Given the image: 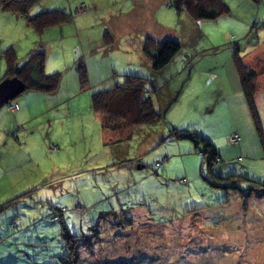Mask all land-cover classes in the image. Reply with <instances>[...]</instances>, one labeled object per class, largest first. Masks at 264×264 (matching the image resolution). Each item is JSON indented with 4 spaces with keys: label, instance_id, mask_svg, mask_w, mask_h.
<instances>
[{
    "label": "rangeland",
    "instance_id": "1",
    "mask_svg": "<svg viewBox=\"0 0 264 264\" xmlns=\"http://www.w3.org/2000/svg\"><path fill=\"white\" fill-rule=\"evenodd\" d=\"M48 1L69 20L40 35L31 26L30 34H0L1 54L15 49L16 38L20 53L32 47L31 37L42 40L45 73L60 74L53 93H32L41 97L28 99L26 122L9 142L17 155L6 168L0 164V264H63L62 227L80 235L95 224L99 240L78 264H264V199L242 198L249 180L264 182V0H221L226 13L198 21L158 0L151 16L125 30H110L102 16L132 8V0ZM156 35L180 46L157 72L138 47ZM236 57L258 74L260 129L241 94ZM5 69L0 63V78ZM127 75L146 80L144 95L160 120L137 123L138 108L122 93L111 114L127 110V117L110 120L122 126L110 135L118 140L104 145L91 95ZM187 132L209 141L218 161L209 166L203 144L180 136ZM236 132L240 141L232 144Z\"/></svg>",
    "mask_w": 264,
    "mask_h": 264
},
{
    "label": "trees",
    "instance_id": "2",
    "mask_svg": "<svg viewBox=\"0 0 264 264\" xmlns=\"http://www.w3.org/2000/svg\"><path fill=\"white\" fill-rule=\"evenodd\" d=\"M41 0H0V10L5 13L18 14L22 16L26 22L31 26L38 34L49 27L63 24L69 20V14L61 8L50 9L41 11L35 15H30V10L36 6ZM172 5L177 12L184 10L194 20L202 19H215L219 15L227 12V7L221 3V0H171ZM179 44L173 40L156 41L153 38L147 36L144 39L143 54L150 63L152 71H160L166 64L171 61L174 55L179 51ZM235 56V55H234ZM2 57L5 61V72L2 78H0V84L3 82L19 79L23 83V90L16 96L36 91L42 93H53L60 82V74L52 73L47 74L44 71V52L36 51L30 54L26 60L19 65L18 57L13 48H7L2 52ZM236 61V70L238 73L241 91L245 99V103L252 114L253 121L259 128V122L255 115V98L257 91V78L258 74L253 71L248 65L240 60L238 57ZM80 81L83 85L86 84V73L81 63L78 65ZM87 85V84H86ZM146 89V80L143 77L127 75L121 84H116L106 90L99 91L91 95V107L95 113L102 114L103 121L101 123L104 129H120L121 123L116 125L110 124V120H124L127 110L116 111L114 115L111 114V105L114 98L122 93H127L130 98L136 104L138 116L136 117L137 123L145 122L154 124L160 120V114L156 112L151 99L146 98L144 95ZM15 97V98H16ZM13 98L11 101H13ZM121 101V100H120ZM10 102V101H9ZM8 102V103H9ZM119 102V101H118ZM4 104L0 103V106ZM14 105V104H12ZM11 105V106H12ZM11 109V107H10ZM12 110V109H11ZM127 117V116H126ZM238 133H232L229 136L231 142V136ZM181 137L190 138L194 141L195 145L201 143L204 146V153L206 154V163L210 166L212 162L218 161V154L214 146L207 140L199 138L192 133H183ZM239 137V135H238ZM239 142H236V144ZM232 144H235L231 142ZM250 181V187L242 193L243 199H248L252 196L264 199V182H258L254 180ZM99 224H95L91 227L90 233H82L80 235H71L68 231L62 227L63 239L67 248V256H63V264H78L80 263L82 256L81 251L86 248H92L96 240H99ZM94 233V234H93ZM80 249V250H79Z\"/></svg>",
    "mask_w": 264,
    "mask_h": 264
},
{
    "label": "crops",
    "instance_id": "3",
    "mask_svg": "<svg viewBox=\"0 0 264 264\" xmlns=\"http://www.w3.org/2000/svg\"><path fill=\"white\" fill-rule=\"evenodd\" d=\"M157 1L158 0H132V2H133V3H131L132 8H129L126 10L124 8V6L121 5V6H119V8L115 7L114 9L108 10L106 13V18L102 16V21L104 23H107L106 26H108V28L110 30L116 29V28H120V29L125 30L127 27L134 29L137 26L135 24L138 22H142L143 17L151 16V12H149L148 9L153 10ZM54 4H56V3H51V1H48V0H41V2L39 4H37L38 9L35 10V12L33 14H36V12L50 10ZM144 5L147 9L143 8ZM63 7L71 10L72 6L67 5L65 3L63 5ZM32 9L30 10V12L32 11ZM82 12H84V9L81 10V7L79 10L77 9L78 14L75 16L74 19L79 18L81 16L80 14H82ZM126 25H128V26H126ZM59 26H61V25L49 27L46 30H48L50 28L59 27ZM28 27H30L29 24L26 22V20L22 16H20L18 14L5 13V12H2L0 10V34L2 33V35H3L8 30V28L12 32L13 35L15 34L16 31H19L20 29H21L20 31H22V32L24 31L26 33H28V31H29L28 34H30V30ZM159 27H161L162 30L164 29L163 26H159ZM44 31H43V33H44ZM35 33L37 35H40L37 32H35ZM31 36H32V34H31ZM104 36L107 37L108 40L110 41L107 33H105ZM114 36H116V35H114ZM149 37L153 38L156 41H163L164 40L163 37H159L157 35L156 36H149ZM31 38L33 41L34 40L35 41L32 43V45H31L32 47L29 49V51H27V52L25 51L24 53H20V51H19V45L21 42L20 39L16 38L15 41H11V43L13 42L12 44L16 43V45H12V46H15L14 50H15L16 55L18 57L19 65H22V63L26 60V58H27L26 54H32L33 52H36V51H43L44 55L46 53V44L44 42H42V40H39L37 37L33 36ZM115 38H117V41L120 43V37H115ZM144 39H145V37H144ZM144 39L139 41L138 47H139L141 55L144 57L143 64L149 66V62L145 58L143 51H142ZM0 63H1V66L5 65V61H4L1 53H0ZM90 63L95 64L94 68L96 71H98V69H97L98 67H96V65H99V63H97L95 61H92ZM86 68L89 69L88 61H86ZM150 70H151V67H150ZM113 82H115V83L109 82V86L113 87V85L118 84V81L113 80ZM101 83H102V81L96 82L95 84H101ZM121 83H119V84H121ZM104 84H106V82H104ZM26 93H28V95L26 96L27 98L25 99V101H20L21 100L20 99L19 103L18 102L17 103L16 102L10 103L8 105V108L5 110H2L3 105L0 107V164H2V166L5 168L7 167V165H9L11 158L14 159L15 156L17 155V154L15 155L13 152V151H15L14 150L15 146H12L10 148V143L14 141L13 136H12L14 129L18 126V124H22V123L26 122V121H24V122H21V121H23L22 120L23 119L22 113H23V111L25 113V107H26L27 103L29 102L28 99H32L34 97H41V96H38V94H32V93H42V92L31 91V92H26ZM241 94H242V91H241ZM121 95L122 94L117 95L114 98V100L112 101V103H115V102L122 100L123 98L121 97ZM37 99H38L37 102L39 100H41V98H37ZM12 104H16L18 106V108L15 110H11L10 106ZM92 113H95V112L93 111ZM93 115H96V113ZM97 115H98V113H97ZM97 115L93 116V119H94V122L97 124V127L100 125V128L99 129L97 128V131L99 133V140H100L99 142H101L104 145H107V143H109V142H116L118 139H112L110 135H111V133H115L117 130H120L121 128L120 129L119 128L118 129H110V128L104 129L101 125V123L103 121V116H102V114H99L98 116ZM134 120H132V121L134 123H136ZM239 141H240V139H239ZM14 143H17V142H14ZM20 146H21V144L19 145V147ZM12 188H13V186H10L7 189L8 190L10 189L12 191ZM26 188L27 187H19L17 190L21 191V190L26 189ZM30 190L31 189H26L25 192H29Z\"/></svg>",
    "mask_w": 264,
    "mask_h": 264
},
{
    "label": "water",
    "instance_id": "4",
    "mask_svg": "<svg viewBox=\"0 0 264 264\" xmlns=\"http://www.w3.org/2000/svg\"><path fill=\"white\" fill-rule=\"evenodd\" d=\"M23 90V83L19 79H12L0 84V103L7 104Z\"/></svg>",
    "mask_w": 264,
    "mask_h": 264
},
{
    "label": "built area",
    "instance_id": "5",
    "mask_svg": "<svg viewBox=\"0 0 264 264\" xmlns=\"http://www.w3.org/2000/svg\"><path fill=\"white\" fill-rule=\"evenodd\" d=\"M15 106V107H14ZM11 109L15 110L14 108H17L18 106L16 104L10 106ZM239 137L237 134H234L231 136V142L236 143L238 141Z\"/></svg>",
    "mask_w": 264,
    "mask_h": 264
},
{
    "label": "bare ground",
    "instance_id": "6",
    "mask_svg": "<svg viewBox=\"0 0 264 264\" xmlns=\"http://www.w3.org/2000/svg\"><path fill=\"white\" fill-rule=\"evenodd\" d=\"M1 107V106H0ZM15 107V106H14ZM18 108V107H17ZM17 108H14V109H17ZM13 110V109H12Z\"/></svg>",
    "mask_w": 264,
    "mask_h": 264
}]
</instances>
